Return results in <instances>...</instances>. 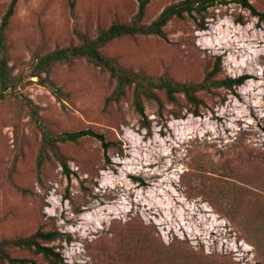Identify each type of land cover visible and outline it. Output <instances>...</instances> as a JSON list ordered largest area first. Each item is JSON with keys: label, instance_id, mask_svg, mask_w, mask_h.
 I'll return each instance as SVG.
<instances>
[{"label": "rangeland", "instance_id": "374dc122", "mask_svg": "<svg viewBox=\"0 0 264 264\" xmlns=\"http://www.w3.org/2000/svg\"><path fill=\"white\" fill-rule=\"evenodd\" d=\"M178 1L148 0L142 21ZM10 2L0 0V22ZM250 2L264 12V0ZM138 6L16 1L8 60L32 82L0 99V240L56 231L43 242L60 254L58 264H264V18L232 2L208 9L205 30L186 15L169 20L163 36L102 46L126 68L174 81L198 82L214 66L216 79L246 75L240 86L198 91L197 114L181 93L172 102L163 90H154L160 104L143 98L144 117L132 87L107 102L114 80L84 58L50 68L58 97L28 77L34 56L129 21ZM22 96L50 131L92 129L111 144L88 136L59 143L67 170L50 153L38 164L41 132ZM7 252L49 264L33 249Z\"/></svg>", "mask_w": 264, "mask_h": 264}, {"label": "trees", "instance_id": "16d2710c", "mask_svg": "<svg viewBox=\"0 0 264 264\" xmlns=\"http://www.w3.org/2000/svg\"><path fill=\"white\" fill-rule=\"evenodd\" d=\"M16 1L11 0L0 22V99H4L9 91H16L32 82L30 79L26 80L23 73L14 75L8 60L6 31ZM147 2L148 0H139L138 10L129 21H113L106 29L100 30L93 38L78 34L79 41L77 44L58 47L41 56H34L33 66L28 73V77H37L36 81L40 85L49 88L58 97L61 90L49 80L50 68L58 63L69 64L75 59L84 58L106 71L114 80V87L106 99L107 102L120 100L125 95L127 88L132 87V102L136 112L141 117H144L143 98L153 99L160 104V100L154 90H163L166 98L172 102L176 101L175 95L181 93L185 100L194 106L193 111L190 112L197 114L198 111L196 109L200 104V100L196 95L198 91L209 90L211 87L219 86L231 89L233 86H240L246 81V75L216 79L214 76L217 67L214 66L198 82H179L172 80L166 74L152 76L140 70L126 68L120 65L116 58L105 55L101 51L102 46L118 37L151 34L163 36V27L172 18L190 16L199 30H205L207 29V21L205 20L208 9L216 5H226L234 2L241 8L247 9L259 21L264 18V12L258 11L250 0H180L166 5L151 22L144 23L142 19ZM42 73H45L44 77H42ZM22 98L25 101V105L29 108L30 117L41 132L38 164L47 158L50 153L66 171V159L60 153L59 143L76 141L79 138L88 136L99 140L105 149L111 144L102 133L92 129L59 133L50 131L40 117L37 106L28 97L22 96ZM57 235L56 231L37 230L28 236L0 240V264H26L28 262L26 258L11 257L7 252L8 247L33 249L34 252L41 253L49 259V264H58V260L61 261L60 254L44 243L53 240Z\"/></svg>", "mask_w": 264, "mask_h": 264}]
</instances>
